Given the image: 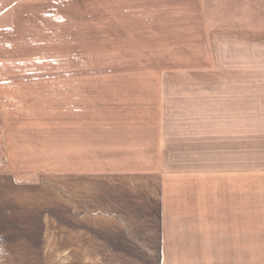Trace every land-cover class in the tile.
Returning a JSON list of instances; mask_svg holds the SVG:
<instances>
[{"label": "rangeland", "instance_id": "obj_1", "mask_svg": "<svg viewBox=\"0 0 264 264\" xmlns=\"http://www.w3.org/2000/svg\"><path fill=\"white\" fill-rule=\"evenodd\" d=\"M154 172L168 264H264V0H0V264H101L96 188Z\"/></svg>", "mask_w": 264, "mask_h": 264}, {"label": "crops", "instance_id": "obj_2", "mask_svg": "<svg viewBox=\"0 0 264 264\" xmlns=\"http://www.w3.org/2000/svg\"><path fill=\"white\" fill-rule=\"evenodd\" d=\"M125 177L130 181L120 194L115 190H95L94 198L98 205L95 208L93 239L85 238L86 249L93 248V252L83 251L81 235L73 241V246L70 244L69 254L73 248L75 256H99L102 257L101 264H115L113 257L116 256L129 257L137 262L132 264H168L165 257L186 254L179 250L185 246L184 238L177 233V224L166 211L169 208L168 187L164 185L163 173Z\"/></svg>", "mask_w": 264, "mask_h": 264}]
</instances>
